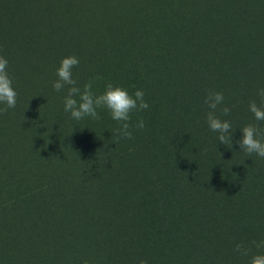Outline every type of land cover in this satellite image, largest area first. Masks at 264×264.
I'll return each instance as SVG.
<instances>
[{
	"label": "trees",
	"instance_id": "obj_1",
	"mask_svg": "<svg viewBox=\"0 0 264 264\" xmlns=\"http://www.w3.org/2000/svg\"><path fill=\"white\" fill-rule=\"evenodd\" d=\"M0 56L18 94L0 113V264L264 253L252 245L264 240V158L236 143L246 125L264 129L249 111L264 89V0H0ZM68 56L81 88L100 76L98 95L108 83L144 91L133 139L106 108L99 120L64 111L67 88L53 83ZM209 90L224 94L232 145L208 127Z\"/></svg>",
	"mask_w": 264,
	"mask_h": 264
},
{
	"label": "clouds",
	"instance_id": "obj_2",
	"mask_svg": "<svg viewBox=\"0 0 264 264\" xmlns=\"http://www.w3.org/2000/svg\"><path fill=\"white\" fill-rule=\"evenodd\" d=\"M79 59L76 56H68L61 60L60 66L57 68V80L53 83V88L60 92L67 88V95L64 98V111L69 113L74 120H82L90 117L93 120H99L101 117L97 112L99 108H106L114 121L120 123V127L116 130L118 138L131 140L133 133L130 130V121L133 112H139L149 108V104L145 99L143 90H136L134 94H129L128 90L113 86L108 83L102 94H96L93 91L95 82L101 80L102 77L96 76L83 85L78 86V82L73 78V69L78 66ZM17 92L13 87V79L8 73V60L0 56V104L5 105L0 109V113L6 112L8 109L16 107ZM258 95L262 98L260 105L255 100L249 103V111L254 115L255 120L264 121V89H261ZM78 97V99H77ZM204 103L209 111L206 114L208 127L211 131L218 133V141L223 144L232 145L233 127L231 122L222 120L217 115V109L224 104V94L209 90ZM221 114L227 116L231 109L224 106ZM137 129H144L145 122L141 118L136 123ZM241 138L236 141L246 154L255 153L264 158V129L259 128L255 124H248L241 130ZM252 245L257 249L264 248V240L253 241ZM234 251L242 256H248L251 247L244 243H237ZM139 264H148L146 260H141ZM249 264H264V253L252 255Z\"/></svg>",
	"mask_w": 264,
	"mask_h": 264
}]
</instances>
